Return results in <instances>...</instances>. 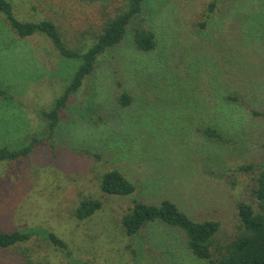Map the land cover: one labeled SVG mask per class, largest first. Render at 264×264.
<instances>
[{
    "label": "rangeland",
    "instance_id": "obj_1",
    "mask_svg": "<svg viewBox=\"0 0 264 264\" xmlns=\"http://www.w3.org/2000/svg\"><path fill=\"white\" fill-rule=\"evenodd\" d=\"M10 1L21 20L54 21L73 48L93 43L127 7L124 0ZM138 29L154 32L155 49L135 48ZM78 64L44 34L18 36L0 12V86L8 93L0 96V146L41 140L28 156L0 163V230H33L26 242L0 246V264H211L186 247L177 227L155 222L131 237L122 217L135 199L168 197L195 218L218 220L223 242L238 232L239 201L260 206L264 0H145L49 136L41 111ZM124 91L132 102L121 108L115 102ZM208 124L225 141L209 143ZM243 164L254 167L242 171ZM113 169L136 191L103 192L101 177ZM86 197L103 206L81 220L75 212ZM50 231L68 247L53 244Z\"/></svg>",
    "mask_w": 264,
    "mask_h": 264
},
{
    "label": "trees",
    "instance_id": "obj_2",
    "mask_svg": "<svg viewBox=\"0 0 264 264\" xmlns=\"http://www.w3.org/2000/svg\"><path fill=\"white\" fill-rule=\"evenodd\" d=\"M127 7L121 13L110 18L104 25L101 33L93 43L81 48L69 46L59 26L50 19L38 21L21 20L13 10L10 0H0V12L18 36L25 38L38 33L47 36L62 57L78 61V68L64 87L63 92L55 99L49 109L41 111L43 118L48 122L49 136L53 135L61 120V113L71 97L84 85V82L94 73L99 58L122 43L127 28L132 20L141 12L145 0H124ZM210 6H213L211 3ZM211 10L213 9L210 8ZM205 26V19L201 23ZM156 37L153 31L138 29L134 34V45L138 51H152L156 47ZM0 96L7 97V90L0 86ZM116 101L118 107L131 104L132 96L122 92ZM257 115L264 116V110L256 111ZM201 126L196 127L202 130ZM209 143L225 141V134L216 125L208 124L203 130ZM43 140V138H42ZM41 140L37 137L22 147L14 148L8 145L0 146V163L13 161L31 154L36 144ZM240 170L247 171L253 165H240ZM101 189L107 194L129 195L136 191V185L119 169L105 172L100 181ZM259 200V207L254 203L241 200L237 203L240 226L233 237L221 242V223L215 219H199L184 211L171 198L161 199L159 202L134 200L132 208L122 217V228L126 235L137 236L144 228L157 222L167 226L177 227L175 230L183 234L186 247L199 259L208 260L211 264H264V173L259 179V185L254 190ZM103 206V202L94 197L84 198L76 208L77 218L83 220L91 217ZM163 225L164 228H166ZM166 230H168L166 228ZM33 232V230H32ZM30 229L14 230L11 232L0 230V246L9 247L29 240L33 233ZM44 232V230H43ZM168 233V231H166ZM53 244L67 248V242L54 232H47ZM30 263V261H29Z\"/></svg>",
    "mask_w": 264,
    "mask_h": 264
}]
</instances>
